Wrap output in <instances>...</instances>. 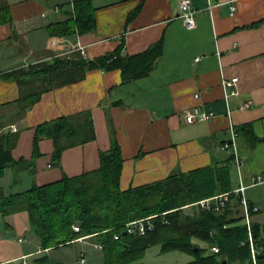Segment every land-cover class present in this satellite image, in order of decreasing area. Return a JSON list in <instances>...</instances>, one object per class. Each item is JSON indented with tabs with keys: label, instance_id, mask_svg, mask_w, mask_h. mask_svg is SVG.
<instances>
[{
	"label": "crops",
	"instance_id": "crops-1",
	"mask_svg": "<svg viewBox=\"0 0 264 264\" xmlns=\"http://www.w3.org/2000/svg\"><path fill=\"white\" fill-rule=\"evenodd\" d=\"M74 1L0 0L11 16V23L0 24V126L7 125L2 131L11 132L14 126L22 132L14 155L30 159L33 128L64 116L90 112L96 136L64 150L58 165L52 163V142L42 140L34 172L16 178L8 169L0 179L4 191L20 193L95 171L99 153L112 141L123 159L122 191L163 180L173 171L224 165L233 155L223 147L232 129L241 161L230 162L232 186L236 189L241 182L247 187L245 198L256 209L250 223L264 226V182L253 183L264 172V0H234V16L229 0H189L197 11L192 29L180 19V0H92L95 32L50 36V25L71 18ZM210 4L215 6L209 9ZM50 39H56L55 46L48 45ZM160 39L163 51L152 71L128 83L121 82L119 70L100 69L61 86L48 87L36 78H23L20 85L7 78L56 58L92 60L113 51L122 40L123 54L136 55ZM234 79L235 84L224 89L222 83ZM37 92L38 100L22 118L10 122L4 116L19 112L20 96ZM226 93L233 94L225 99ZM245 104L249 106L242 109ZM195 109L212 118L187 123L184 113ZM0 218L5 224L0 231V264H18L24 258L27 263L40 250L29 233L27 212ZM83 243L73 244H80L77 261L83 255L86 264Z\"/></svg>",
	"mask_w": 264,
	"mask_h": 264
},
{
	"label": "trees",
	"instance_id": "trees-1",
	"mask_svg": "<svg viewBox=\"0 0 264 264\" xmlns=\"http://www.w3.org/2000/svg\"><path fill=\"white\" fill-rule=\"evenodd\" d=\"M141 5L130 13L128 22L136 16ZM94 12L92 0L74 1L71 18L50 25V36L95 32ZM1 23H11L6 5H0ZM123 49L122 40L113 51L92 60L56 58L51 63L14 71L7 74V78L15 79L20 85L23 78H36L48 87L61 86L82 80L89 70L100 69L119 70L121 82L128 83L152 71L162 55L163 40L136 55L123 54ZM39 94L20 96L19 112L4 116L10 122L22 118ZM6 126H0V179L8 169L16 178L25 171L33 173L35 160L42 156L39 144L44 139L52 142V163L58 165L64 150L94 141L96 137L90 112L43 122L32 130V155L27 159L14 155L22 132L2 131ZM99 156L100 167L79 176H64L56 182L32 186L20 193H6L0 186L1 217L23 211L28 214L29 233L40 249L36 254L40 256L34 258L33 263L61 264L51 260L49 251L70 246L79 237L93 235L94 241L102 245L103 264H143L141 260L146 251L154 246H160L161 253L178 251L191 255L193 260L184 264H222L223 260L227 264H254L248 230L239 212V196L231 195L230 202L219 211L205 209L199 204L234 190L229 171L233 155L224 165L189 172L173 171L163 180L125 191L120 189L123 159L116 141ZM249 208L252 209L250 204ZM133 222L137 225L131 226L129 232L128 225ZM140 222L143 233L138 229ZM73 224L79 226V232H74ZM263 229L264 226L251 223L250 232L258 251L255 264H264ZM213 246L218 247V253L210 252Z\"/></svg>",
	"mask_w": 264,
	"mask_h": 264
},
{
	"label": "built area",
	"instance_id": "built-area-1",
	"mask_svg": "<svg viewBox=\"0 0 264 264\" xmlns=\"http://www.w3.org/2000/svg\"><path fill=\"white\" fill-rule=\"evenodd\" d=\"M227 3L229 4L230 15L234 16V14L236 12V6L234 4V0H229V1H227ZM214 6L215 5L210 4L208 8L212 9ZM179 7H180V12H181L180 19L182 20V22L185 25V27L188 28V29H192V28L196 27L197 21H196L195 15H196L197 11H195L192 8V3L189 0H180ZM48 45L50 47L55 46L56 45V39H50L48 41ZM235 82H236L235 79L232 80L231 82L230 81H224L222 83V85H223L224 89H227L229 87H232L235 84ZM231 94H233V93H226L225 94V99L229 98L231 96ZM248 106H249V104L248 105L245 104L242 107V109H244V108H246ZM184 117H185V120H186L187 123H194L195 121L210 119V118H212V114L211 113L207 114V113H205L203 111H199V110L195 109V110H187L184 113ZM10 130H11V132H16L17 131L14 126L10 127ZM235 138H236V133L231 129V139H230L229 142L225 143L223 145V147L226 150L232 149L233 150L232 154H233L235 160H237L238 164H241V161H238V156L236 154ZM263 182H264V172L261 175H257L253 179V183H255V184H257V183L261 184ZM246 188L247 187L243 183L240 182L239 187H237L236 189H234V190H232V191H230L228 193H224V194L218 195V196H216L214 198L200 201L199 204L205 209L214 208V210L219 211L221 209V207L223 208L224 206H226L230 202L231 195L239 196V198H240V208L242 210L241 214H242V217H243V222L246 225L247 230H248V242H249V246H250V250H251L253 263L255 264V256H256V254H258V251L255 248L253 237H252V234L250 232V229H251L250 211H255L256 209H255V207H252L251 210L249 208V203H248V201H247V199L245 198V195H244V192H245ZM133 225H137V223L133 222V223L128 225V227H129L128 231L129 232L132 231V229L130 227L133 226ZM72 229L76 233L80 231L79 226L77 224H73L72 225ZM138 229H139V231L141 233L144 232V227H143L141 222L138 223ZM92 236L93 235L82 236V237L77 238L75 241L85 242L87 239H90ZM115 239H117V236H115ZM91 247L94 250H102V245L99 242H93L91 244ZM210 252L215 254V253L219 252V249H218V247L213 246V247L210 248ZM24 259H22L20 264H26ZM79 262H80V264H85V259H84L83 255H82V258L80 259Z\"/></svg>",
	"mask_w": 264,
	"mask_h": 264
},
{
	"label": "rangeland",
	"instance_id": "rangeland-1",
	"mask_svg": "<svg viewBox=\"0 0 264 264\" xmlns=\"http://www.w3.org/2000/svg\"><path fill=\"white\" fill-rule=\"evenodd\" d=\"M5 224L3 223L2 219L0 218V231L5 230ZM23 239V237H20ZM27 239V238H26ZM36 244L37 242L34 241ZM94 242L93 238L87 239L83 243V247H86V264H103L102 259V251H96L93 250L89 244H92ZM38 245V244H37ZM80 244H72L67 247H61L56 250H52L51 254L49 256L51 257V260L57 261V263L61 264H80V260L77 261V252ZM201 247H207V245L199 243ZM39 253V252H38ZM37 254V253H36ZM40 256V255H38ZM37 256H30L27 259V263H33V259ZM193 260V257L189 254L173 251L169 253H161L160 252V246H154L150 249H148L145 253V256L142 258L141 263L143 264H184L187 262H190ZM17 263V262H16ZM21 261H19L18 264H20Z\"/></svg>",
	"mask_w": 264,
	"mask_h": 264
},
{
	"label": "water",
	"instance_id": "water-1",
	"mask_svg": "<svg viewBox=\"0 0 264 264\" xmlns=\"http://www.w3.org/2000/svg\"><path fill=\"white\" fill-rule=\"evenodd\" d=\"M197 250H198V248L195 247V248H194V251H197ZM221 263H222V264H227V261H226V260H223Z\"/></svg>",
	"mask_w": 264,
	"mask_h": 264
}]
</instances>
